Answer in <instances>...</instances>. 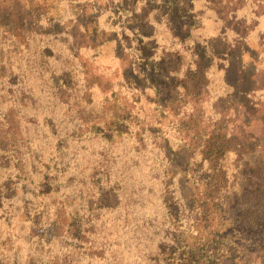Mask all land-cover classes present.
Listing matches in <instances>:
<instances>
[{
  "label": "rangeland",
  "instance_id": "1",
  "mask_svg": "<svg viewBox=\"0 0 264 264\" xmlns=\"http://www.w3.org/2000/svg\"><path fill=\"white\" fill-rule=\"evenodd\" d=\"M189 1L0 0V120L16 105L19 126L13 148L0 141V264H261L264 111L243 94L258 86L257 51L230 54L232 95L211 97L203 74L180 93V58L156 52L142 18L168 13L185 39ZM208 50L196 48L202 69ZM37 56L54 81L27 71ZM58 85L72 88L68 105ZM21 165L45 177L40 191L9 175ZM58 202L70 226L55 238Z\"/></svg>",
  "mask_w": 264,
  "mask_h": 264
},
{
  "label": "trees",
  "instance_id": "2",
  "mask_svg": "<svg viewBox=\"0 0 264 264\" xmlns=\"http://www.w3.org/2000/svg\"><path fill=\"white\" fill-rule=\"evenodd\" d=\"M194 14L197 17V24L194 27H191L190 32L185 39H179L175 36L167 18L163 16H157V18H154L153 24H151L153 27V33L150 41L155 43L156 52L161 57L176 56L180 58L181 67L176 72L177 76L181 75L182 77V81L178 88L179 92L189 95V85L194 84L192 76L203 74L204 79L207 80L206 91L211 97L220 98L222 96L232 95L235 92V89L226 78L230 63L228 56L229 54L243 52L246 51L247 48H250L257 51L256 79L258 86L253 90L244 92V99H246L251 107L264 111V0H197L194 5ZM214 43L222 49L219 48L222 52L212 53L210 55L209 67L207 69H202L200 66V56L196 52V48ZM27 71H32L38 76V78H40V81H47V83L54 81V76L56 75L51 72H43L38 56L34 62V69L28 68ZM71 90L72 88L70 86L58 85L54 96L57 95V98H60L62 102L66 99L65 104L68 105V93L71 92ZM136 102L138 103V100ZM4 103L5 101H2L1 105H4ZM16 110L17 106L11 105L0 120V136L2 138L0 141L9 143L11 148H13L12 145H10L12 140L15 141L13 130L15 127H19L16 120L18 117ZM230 113H232V108L230 109ZM233 113L235 117L238 115L236 110H233ZM108 121L109 117L105 119V124H107ZM239 123L240 120L234 121L231 130L233 138H237L236 136L239 134L237 132L238 130H241L236 126ZM101 124L103 125V122L99 123V125ZM145 126L146 125H143V128H145ZM115 132L121 135L124 133L121 130H115ZM144 133L148 134L149 132L144 131ZM22 134H24L23 129ZM138 143L139 145L142 144V139H140ZM186 143H189L187 144L189 147H197V144H192V141H187ZM11 151H13V149ZM236 154L238 155L237 157L241 159V154L237 152ZM165 162L166 159L163 157L161 165ZM7 171H9V175L17 174V177L23 181L31 179L33 183L32 185H34L39 191L43 181H46L44 176L41 177L40 182L34 181V174L29 172L27 168L22 165L19 169L11 167L10 169H7ZM209 171L218 178L226 174L225 169L221 164H218L216 168ZM55 172L57 175L61 174L59 171L55 170ZM26 175H29L28 177L30 178ZM161 179H163L164 185H168V182L164 178ZM205 181L206 180H200L198 183V187L201 189V191L199 190L198 196L207 191H202V189H207L208 187ZM41 196L45 199L50 197L49 195L41 194L38 197L40 202ZM215 196L216 195H205L204 198L208 199V201H219L220 198ZM58 206L60 208L58 207L55 210V215L57 216V231L55 238L58 236L60 238L64 234L67 235L70 226L68 223L69 220L67 219L66 207L59 202ZM61 207H64L65 210ZM93 246V249H99L97 245ZM88 249L91 250L92 248L88 245L87 250ZM87 250L85 253L88 252ZM188 253H184L183 256H181V259L177 258L178 256H174L173 259L175 261H183L184 263H187ZM87 255L90 258L93 257V253ZM168 263L176 264L171 260H169ZM249 264H253V261ZM261 264H264V258Z\"/></svg>",
  "mask_w": 264,
  "mask_h": 264
},
{
  "label": "crops",
  "instance_id": "3",
  "mask_svg": "<svg viewBox=\"0 0 264 264\" xmlns=\"http://www.w3.org/2000/svg\"><path fill=\"white\" fill-rule=\"evenodd\" d=\"M175 2H178V0H175ZM190 2V10H189V12H188V14H189V16H190V18H191V20L193 21V23H191V24H197V17H196V15L194 14V5L196 4V2H197V0H190L189 1ZM181 3V2H180ZM141 2L138 4V5H136V7H137V10H135V13H133L135 16L136 15H138V14H141L142 13V10H141ZM180 5V4H179ZM172 8H173V5H172ZM179 11V13H180V9L178 10ZM183 11V10H182ZM182 13V12H181ZM157 16H163V17H165V18H167V20H168V22H169V24L171 25V27H172V30H173V32H174V29H173V26H172V24H173V22H172V18H170L171 16L168 14V13H165V12H160V10H154V9H152V10H150V12H149V14L147 15V16H145L144 18H142V22L144 23V24H150V26H151V24H153V22H154V18H157ZM179 18V17H178ZM182 18L183 19H185V18H187V14L184 12V15L182 16ZM181 18V19H182ZM137 20H139L140 22H141V17H138L137 16ZM195 25H193L192 27H194ZM190 29H191V27H190ZM190 32V31H189ZM177 36V35H176ZM178 37V36H177ZM150 38H151V36H149L148 37V40H150ZM212 45V44H211ZM211 45H208V46H203L204 48H208L209 47V50H208V52L210 53V55L212 54V52H213V50L211 49ZM250 49V48H249ZM247 50H248V48H247ZM247 50L246 51H243V53H246L247 52ZM229 59H230V54H229ZM231 60V59H230ZM230 62V61H229ZM229 66H230V63H229Z\"/></svg>",
  "mask_w": 264,
  "mask_h": 264
}]
</instances>
